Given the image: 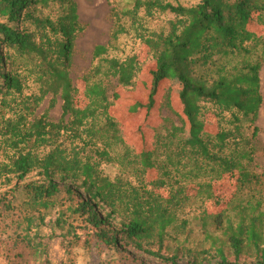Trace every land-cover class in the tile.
Instances as JSON below:
<instances>
[{
  "label": "trees",
  "instance_id": "obj_1",
  "mask_svg": "<svg viewBox=\"0 0 264 264\" xmlns=\"http://www.w3.org/2000/svg\"><path fill=\"white\" fill-rule=\"evenodd\" d=\"M131 3L115 13L112 39L135 30L150 48L154 67L144 74L147 102L123 104V109L150 113L167 84L162 102L172 115L153 128L151 147L144 142L138 150L113 108L123 99L118 87L134 86L142 73L140 54L111 58L110 45H97L99 64L83 77L85 101L79 104L80 88L71 70L85 25L77 1L0 0V45L12 51L10 71L0 69V152L5 158L0 187L17 181L0 196L1 209L16 208L8 195L37 172L42 180L23 187L29 197L25 211H36L44 222L45 210L61 206L55 224L76 242L81 227L109 247L125 241L172 264H179L180 257L197 262L211 255L219 258L217 264H240L242 258L264 264V170H257L254 155L264 102V0ZM157 13L174 15L167 31L144 25L145 17ZM112 77L118 84L111 101ZM29 80L38 93L26 91ZM48 95L49 109L37 116ZM59 100L62 115L53 120L50 109ZM103 164L118 166L119 173L105 174ZM229 174L236 177V189L226 198L215 186ZM211 203L221 209L211 212ZM115 217L120 228L112 226ZM33 219L25 218L29 227ZM79 220L82 224H75ZM196 233L208 247L186 246ZM22 240L34 251L41 245L29 234ZM164 250L173 256L168 259Z\"/></svg>",
  "mask_w": 264,
  "mask_h": 264
},
{
  "label": "rangeland",
  "instance_id": "obj_2",
  "mask_svg": "<svg viewBox=\"0 0 264 264\" xmlns=\"http://www.w3.org/2000/svg\"><path fill=\"white\" fill-rule=\"evenodd\" d=\"M81 21L85 25L83 31L76 43L74 53V65L71 70V76L74 83L80 88L78 103L82 104L84 99V82L83 77L90 73L94 66L99 64L98 59H94V49L99 44L110 45L108 57L125 59L133 54H140L143 64V71L135 80V85L129 88L118 87V90L123 94L121 101H116L113 111L119 117L125 136L129 139L132 146L138 150L143 146L144 142L151 147L153 143V128L162 122L163 117L170 116L171 113L163 105V92L157 99V105L147 113L146 109H141L138 112L130 113L123 109L124 105L132 104L136 101L142 103L147 102L149 88L146 83L144 74L149 75V70L154 67V60L150 48L141 38L137 37V33L132 29L131 33L123 34L118 40L112 39L113 30L118 22L115 13L121 9L130 6L131 0H76ZM200 0H181L186 5L198 3ZM91 7V8H90ZM143 15V14H142ZM174 19V15L170 13H157L154 17H145L144 25L149 31L161 32L169 29L170 20ZM127 26L130 23L127 20H121ZM12 53L6 44L0 45V59L3 58V64H0V69L3 72H8L11 69L8 55ZM234 63L237 58L232 59ZM1 63V61H0ZM118 81L116 77L108 79L109 96L113 100V93L117 87ZM27 92H37L38 87L32 80L28 81ZM168 86V85H167ZM38 93V92H37ZM51 95H48L39 106L36 115L39 116L49 109ZM124 104V105H123ZM62 102L58 101L57 105L50 109V117L53 120H59L62 115ZM264 102L259 112L257 126L259 127L258 138L255 140L257 150L255 151V167L259 172L264 170V118L262 110ZM176 108L180 109L179 103L176 101ZM172 116V115H171ZM210 122H216L213 116H209ZM212 123V124H214ZM247 125V123H245ZM228 125V124H227ZM246 135H251V130H245ZM5 161L4 154L0 152V163ZM103 172L107 175L115 177L119 173V167L110 164L101 166ZM42 180V177L37 172L31 173L24 182L19 183L18 189L13 191V194L8 195L12 203L16 206L15 209H5L0 206V264H172V250H164V254L169 260L148 255L142 250L135 248L131 243L125 241L119 242L117 246L109 247L93 236V230L82 229L78 227L76 230L79 236L76 242L73 236L61 235L55 224L58 210L61 208L58 205L54 209L45 210L44 222L39 218V214L34 211H25L23 202L27 200L28 193L23 189L24 184L30 181ZM61 186L66 183L57 179ZM17 181H14L11 186H1L0 196L10 188L14 187ZM264 187L263 185H260ZM236 189V177L229 174L222 182L216 184L215 190L217 194L223 195L226 198L234 193ZM211 212H217L221 207L213 203L207 205ZM98 210L106 215L102 207ZM33 216L31 227L25 220L26 216ZM82 224V220L75 224ZM113 228H120V218L111 219ZM25 234H29L31 242L41 244L37 251L26 247L22 240ZM203 236L196 233L191 242L186 244L187 247L195 249L208 247V244L202 242ZM201 245V246H200ZM176 244L171 243L170 248L175 249ZM153 250L157 247L150 246ZM23 252H26L23 254ZM230 260L235 261L234 257ZM219 258L214 255L208 257H199L197 262H193L191 256L180 257L177 262L179 264H217ZM240 264H254L255 260L251 258H242Z\"/></svg>",
  "mask_w": 264,
  "mask_h": 264
},
{
  "label": "crops",
  "instance_id": "obj_3",
  "mask_svg": "<svg viewBox=\"0 0 264 264\" xmlns=\"http://www.w3.org/2000/svg\"><path fill=\"white\" fill-rule=\"evenodd\" d=\"M260 77H261V92L264 98V63L262 65L261 71H260ZM262 117L264 118V107L262 110Z\"/></svg>",
  "mask_w": 264,
  "mask_h": 264
},
{
  "label": "bare ground",
  "instance_id": "obj_4",
  "mask_svg": "<svg viewBox=\"0 0 264 264\" xmlns=\"http://www.w3.org/2000/svg\"><path fill=\"white\" fill-rule=\"evenodd\" d=\"M91 8V7H90Z\"/></svg>",
  "mask_w": 264,
  "mask_h": 264
}]
</instances>
